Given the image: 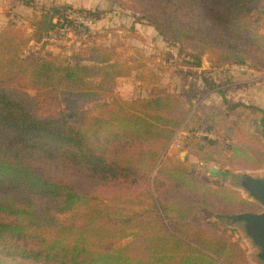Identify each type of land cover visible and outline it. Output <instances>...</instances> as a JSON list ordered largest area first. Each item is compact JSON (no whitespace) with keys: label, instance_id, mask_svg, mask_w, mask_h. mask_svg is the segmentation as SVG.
<instances>
[{"label":"trees","instance_id":"obj_1","mask_svg":"<svg viewBox=\"0 0 264 264\" xmlns=\"http://www.w3.org/2000/svg\"><path fill=\"white\" fill-rule=\"evenodd\" d=\"M129 1L166 38L199 45L194 67L208 56L264 70V0ZM74 12L100 19L53 6L35 16L31 35L13 24L0 31V264H243L237 243L198 234L196 215L262 206L234 189L199 187L182 165L161 161L189 129L182 100L158 86L147 98H121L116 82L132 68L114 47L94 44L72 60L28 53ZM228 118L213 106L191 121L228 132ZM263 138L211 147L189 136L184 148L201 161L258 170Z\"/></svg>","mask_w":264,"mask_h":264},{"label":"rangeland","instance_id":"obj_2","mask_svg":"<svg viewBox=\"0 0 264 264\" xmlns=\"http://www.w3.org/2000/svg\"><path fill=\"white\" fill-rule=\"evenodd\" d=\"M18 2L25 3L24 6L28 8L26 13L13 11ZM53 6H72L75 9L95 11L100 14V19L96 20L85 13L74 12L71 14L74 19L68 17V25L64 29L56 28L39 44L32 43L28 53H38L42 49L43 52L49 51L62 60L67 58L72 60L78 54H84L81 51L83 48L94 44L114 47L119 60L124 64L129 63L132 68L129 76L116 82V92L121 98L128 101L147 98L152 87L158 86L165 88L186 105L188 115L184 125L188 124L189 129L181 128L177 132L161 161L167 162L166 165L170 167L175 164L182 165L199 187L207 185L215 189H234L245 199L257 202L243 187L242 182L247 175L264 177V167L258 170H243L228 167V162L201 161L190 155L184 144L189 136L214 142L211 147L223 146L226 141L234 146L242 143L247 135L263 138L264 89L258 91L257 98L261 96L258 104L260 107L250 102L249 105L244 103L246 107L230 110L226 105L228 102L225 98L226 90H219L224 93L223 101L219 104L215 96L218 91L215 90V86L219 83L210 81V77L207 79L206 76L219 73L240 76L252 73L264 86V70L255 69L249 64L221 66L208 56L201 58L200 67H194L193 61L199 53V45L191 41L177 43L166 38L143 19L139 9L129 0H6L4 12L8 21L5 25L0 24V31L8 24H13L31 35L34 32L35 16H41L45 9ZM227 80L225 78L222 81ZM28 93L32 97L36 96L34 90H29ZM239 103L243 104L242 102L228 104L233 106ZM213 106L222 108L229 114L228 132L224 127H221L224 130L217 127L210 131L211 123L200 126L191 121L194 116H201L203 111ZM213 167L217 169L215 173L212 171ZM262 209L264 210L263 206ZM236 215L225 218L203 210L196 215L198 234L229 238L243 251V264H264L259 257V248L247 234L245 223L234 221ZM194 246L211 255L207 250ZM235 253L237 254L236 250ZM240 260L241 257L237 254V262Z\"/></svg>","mask_w":264,"mask_h":264},{"label":"crops","instance_id":"obj_3","mask_svg":"<svg viewBox=\"0 0 264 264\" xmlns=\"http://www.w3.org/2000/svg\"><path fill=\"white\" fill-rule=\"evenodd\" d=\"M6 0H0V24L5 25L8 21V18L5 16L4 12V5H5ZM81 8V6H79ZM27 7H25L21 2L17 3V7L13 11L21 12L24 11L26 13ZM0 25V26H1ZM207 79L210 77V81H214L217 84L215 87L218 91L216 93V99L218 103L220 104L221 101H223L222 95L224 93H221L219 90H226V100L228 103H237V102H242L245 105H249L251 102L253 105H258L260 101V97L257 98L258 96V91H262L264 89V86H262V82H260L256 77L252 75V73H248L247 75L241 74L240 76H232L230 74H209V76H206ZM228 77V78H227ZM226 82H223L222 80H225ZM258 80V81H257ZM263 88V89H262ZM246 101V102H245ZM259 106V105H258ZM260 107V106H259ZM214 167L212 168L213 171ZM255 177V176H253ZM260 177V176H256ZM264 178V177H261Z\"/></svg>","mask_w":264,"mask_h":264},{"label":"water","instance_id":"obj_4","mask_svg":"<svg viewBox=\"0 0 264 264\" xmlns=\"http://www.w3.org/2000/svg\"><path fill=\"white\" fill-rule=\"evenodd\" d=\"M217 169H213L215 173ZM221 172H219V176ZM243 187L252 197L264 207V178L246 176L242 182ZM234 221L244 222L248 236L259 248V257L264 261V211L262 213H242L234 216Z\"/></svg>","mask_w":264,"mask_h":264},{"label":"built area","instance_id":"obj_5","mask_svg":"<svg viewBox=\"0 0 264 264\" xmlns=\"http://www.w3.org/2000/svg\"><path fill=\"white\" fill-rule=\"evenodd\" d=\"M69 19H74V18H73V16L70 15V16H69ZM75 19H77V17H75ZM91 22H92V21H91Z\"/></svg>","mask_w":264,"mask_h":264}]
</instances>
